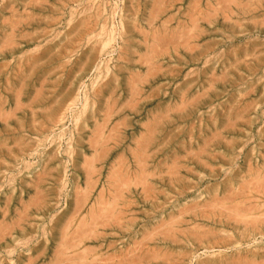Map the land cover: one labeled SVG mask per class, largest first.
<instances>
[{"label":"rangeland","instance_id":"374dc122","mask_svg":"<svg viewBox=\"0 0 264 264\" xmlns=\"http://www.w3.org/2000/svg\"><path fill=\"white\" fill-rule=\"evenodd\" d=\"M0 264H264V0H0Z\"/></svg>","mask_w":264,"mask_h":264},{"label":"bare ground","instance_id":"6f19581e","mask_svg":"<svg viewBox=\"0 0 264 264\" xmlns=\"http://www.w3.org/2000/svg\"><path fill=\"white\" fill-rule=\"evenodd\" d=\"M36 94H37V93H36ZM71 99H72V98H71ZM30 100H31V99H30ZM71 101L73 102V99H72ZM72 102H71V103H72ZM71 103H70V104H71ZM65 105H66V104H65ZM68 106H69V105H68ZM67 108H68V107H67ZM47 109H48V108H47ZM64 110H65V109H64ZM66 110H67V109H66ZM62 111H63V109H62ZM64 112H65V111H64ZM62 114H63V113H62ZM62 114L60 113L59 116L62 115ZM45 115H46V114H45ZM44 117H45V116H44ZM55 117H56V116H55ZM63 117H65V116H63ZM91 117H92V116H91ZM61 118H62V117H61ZM61 118H60V119H61ZM60 119H59V120H60ZM59 120H58V121H59ZM33 121H34V120H33ZM58 121H56V122H58ZM53 126H54V125H53Z\"/></svg>","mask_w":264,"mask_h":264}]
</instances>
